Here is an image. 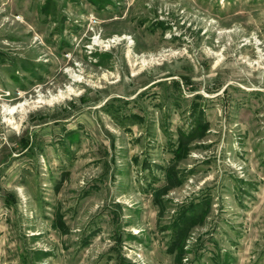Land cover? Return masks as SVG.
<instances>
[{
  "label": "rangeland",
  "instance_id": "1",
  "mask_svg": "<svg viewBox=\"0 0 264 264\" xmlns=\"http://www.w3.org/2000/svg\"><path fill=\"white\" fill-rule=\"evenodd\" d=\"M0 264H264V0H0Z\"/></svg>",
  "mask_w": 264,
  "mask_h": 264
},
{
  "label": "bare ground",
  "instance_id": "2",
  "mask_svg": "<svg viewBox=\"0 0 264 264\" xmlns=\"http://www.w3.org/2000/svg\"><path fill=\"white\" fill-rule=\"evenodd\" d=\"M96 44L100 45V40H96ZM14 111H15V108H13V109H7L6 108V110H5V112L8 113V114H13Z\"/></svg>",
  "mask_w": 264,
  "mask_h": 264
}]
</instances>
